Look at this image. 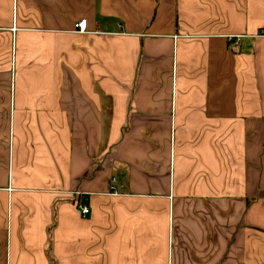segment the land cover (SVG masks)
<instances>
[{
	"label": "crops",
	"instance_id": "1",
	"mask_svg": "<svg viewBox=\"0 0 264 264\" xmlns=\"http://www.w3.org/2000/svg\"><path fill=\"white\" fill-rule=\"evenodd\" d=\"M263 28L264 0H0V264H264Z\"/></svg>",
	"mask_w": 264,
	"mask_h": 264
},
{
	"label": "built area",
	"instance_id": "2",
	"mask_svg": "<svg viewBox=\"0 0 264 264\" xmlns=\"http://www.w3.org/2000/svg\"><path fill=\"white\" fill-rule=\"evenodd\" d=\"M75 28L77 29L78 32L84 33L86 30V20H82V21H79L78 23H76ZM263 30H264V28H263ZM228 43H229L230 47L237 48L238 47V44H237L238 43V37H228ZM115 184H116V178L112 177L110 179L109 189L114 194H116ZM77 209L83 217L89 213L88 207H86L85 205L78 204Z\"/></svg>",
	"mask_w": 264,
	"mask_h": 264
}]
</instances>
